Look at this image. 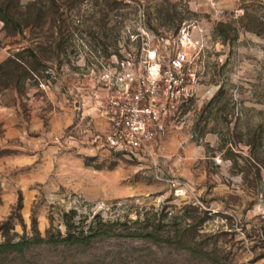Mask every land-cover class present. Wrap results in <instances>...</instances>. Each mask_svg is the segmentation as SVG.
<instances>
[{"label":"rangeland","instance_id":"rangeland-1","mask_svg":"<svg viewBox=\"0 0 264 264\" xmlns=\"http://www.w3.org/2000/svg\"><path fill=\"white\" fill-rule=\"evenodd\" d=\"M53 1L17 13L16 31L0 18V62L29 47L0 85L16 131L0 146V221L11 214L16 237L32 218L41 236L109 226L45 250L46 264H264V0ZM181 25L194 40L191 96L153 157L97 147L107 126L86 97L93 75ZM24 153L4 188L1 159ZM120 222L158 236L120 237Z\"/></svg>","mask_w":264,"mask_h":264},{"label":"built area","instance_id":"built-area-1","mask_svg":"<svg viewBox=\"0 0 264 264\" xmlns=\"http://www.w3.org/2000/svg\"><path fill=\"white\" fill-rule=\"evenodd\" d=\"M155 38L146 52L144 46L139 54L122 52L113 65L102 64L93 75L86 97L108 124L93 137L97 147L138 159L153 157L167 121L191 96L194 40L188 27Z\"/></svg>","mask_w":264,"mask_h":264},{"label":"trees","instance_id":"trees-1","mask_svg":"<svg viewBox=\"0 0 264 264\" xmlns=\"http://www.w3.org/2000/svg\"><path fill=\"white\" fill-rule=\"evenodd\" d=\"M57 6L58 4L56 7ZM40 8V0L29 2L26 6H22L20 0H0V18L6 26L10 25L11 28L16 31L21 29V23L17 17L18 14H21L24 10L31 11L36 9L37 13H39L41 10ZM37 18L38 17L32 22H36ZM27 50H29V47L22 48L21 50L16 51L12 56L7 57L0 62V85L7 86L8 83L6 80L7 75L10 73L11 63L22 67L21 64H24L22 56ZM136 221L137 220H134L133 223ZM51 226L46 229V235L41 236L37 228L36 220L35 218H32L31 235H21L16 237L17 233L14 231L12 215H8L4 220L0 221V234L2 236V239L0 240V264L50 263L51 261L48 260L44 254L45 250L56 248L61 244H87L91 238L108 235L111 232L109 226L105 225L103 222L98 223L96 229L91 235H84L83 230H80L75 234L70 232L69 229L66 235L62 236L59 229H57V233H54ZM67 226L69 228L70 224ZM150 226V229L136 231L127 226L126 223L120 222V237L142 236L145 238L156 239L158 236L155 233L156 226L153 223L150 224Z\"/></svg>","mask_w":264,"mask_h":264},{"label":"crops","instance_id":"crops-1","mask_svg":"<svg viewBox=\"0 0 264 264\" xmlns=\"http://www.w3.org/2000/svg\"><path fill=\"white\" fill-rule=\"evenodd\" d=\"M12 107H9L7 105H1L0 104V125L4 126L2 128L3 134L0 132V146L3 147H12L13 146V134L16 133L13 127L14 117H13ZM36 119H38L36 117ZM104 121L101 123H104V125L108 126L107 121L103 118ZM3 140V141H2ZM4 143V144H3ZM3 144V145H1ZM29 156L27 154H22L17 157H13L11 154L5 155L1 161H4V188H11L12 186V178L11 176H6L8 173L10 175L12 168L15 166V164H27L29 160ZM37 173H31L35 174ZM7 211V203L3 202L0 203V218L6 213Z\"/></svg>","mask_w":264,"mask_h":264}]
</instances>
